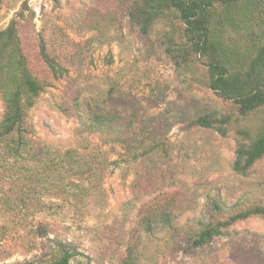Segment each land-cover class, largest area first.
Wrapping results in <instances>:
<instances>
[{
  "label": "rangeland",
  "instance_id": "374dc122",
  "mask_svg": "<svg viewBox=\"0 0 264 264\" xmlns=\"http://www.w3.org/2000/svg\"><path fill=\"white\" fill-rule=\"evenodd\" d=\"M256 1L230 8L221 30L243 69L264 45V5L247 17ZM133 2L0 0V31L16 24L44 86L25 118L41 154L10 158L0 139V264H52L59 244L75 253L69 264H264V155L243 175L233 169L264 108L240 115L209 90L208 58L180 21L142 35ZM41 44L61 76L47 73ZM4 113L0 94V123ZM205 114L228 116L226 134L193 125ZM214 226L224 235L192 247Z\"/></svg>",
  "mask_w": 264,
  "mask_h": 264
},
{
  "label": "trees",
  "instance_id": "16d2710c",
  "mask_svg": "<svg viewBox=\"0 0 264 264\" xmlns=\"http://www.w3.org/2000/svg\"><path fill=\"white\" fill-rule=\"evenodd\" d=\"M51 1L56 3L58 0ZM244 2L246 0H134L128 11V19L142 35H146L155 22L169 15L175 16L183 27L184 38L191 51L208 58L205 63L206 87L223 100L237 105L240 115H247L264 108V45L248 62L247 68L243 69L236 52L228 51L221 39V30L230 23L229 9L243 5ZM263 5V2L261 4L257 0L247 11V17L260 16ZM216 15L219 16L215 21ZM38 53L49 75L53 78L62 75L63 69L47 54L42 44ZM43 89L41 81L32 75L23 53L17 26L12 23L0 31V94L5 102V113L0 123V139L4 140L3 147L4 150L7 147L10 158L25 152L34 161L36 155L41 154H31L33 148L27 141L25 118L27 110ZM99 119L100 123L104 120L101 116ZM229 121L228 116L217 118L205 114L197 117L193 125L214 128L221 135H225ZM245 133L240 132V135L245 136ZM263 155L264 127L258 130L247 145L237 142L234 171L245 174ZM249 214L248 211L234 214L226 223L233 224ZM147 230L150 231V228ZM223 235L224 232L218 227H208L198 234L192 247H200L212 238ZM59 245L60 254L52 264H69L75 253L70 248Z\"/></svg>",
  "mask_w": 264,
  "mask_h": 264
}]
</instances>
